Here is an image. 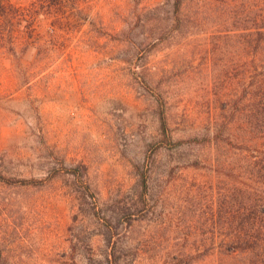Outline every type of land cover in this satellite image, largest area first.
Wrapping results in <instances>:
<instances>
[{
    "label": "rangeland",
    "instance_id": "1",
    "mask_svg": "<svg viewBox=\"0 0 264 264\" xmlns=\"http://www.w3.org/2000/svg\"><path fill=\"white\" fill-rule=\"evenodd\" d=\"M33 1L11 0L21 7ZM162 1L93 0L88 18L53 27L50 21L37 23L34 35L39 48L16 57L11 54L8 26L0 21V168L45 183L28 189L0 185V264H103L98 255L109 250L95 230L73 226L67 196L72 180L63 174L85 166L101 197L127 208L143 192L133 168L150 161L162 173L149 187L153 199L124 221L134 220L131 229L140 244L144 237L154 239L150 238L149 250L137 242L122 249L124 264H242L237 257L195 262L167 255L173 249L199 247L201 238L186 240L187 232L210 231L211 225L198 229L193 221L188 231L178 221L175 204L190 195L208 194L213 182L205 171L170 172L166 153L151 146L156 118L146 94L137 87L134 72L143 65L175 69L166 58L167 51L156 53L149 47H142L137 58L126 62L130 54L115 33L124 24L114 16L122 7L134 9ZM28 29L26 23L17 28L26 37ZM51 29L56 46L50 52ZM37 56V66L29 68ZM197 97L181 98L179 111L190 110L194 118H203L198 116ZM52 173L58 176L52 179ZM145 215L151 218L147 226L142 220L147 219ZM168 218L171 226L164 229ZM125 232V227L120 228L114 239L123 240ZM87 238L88 244L83 242Z\"/></svg>",
    "mask_w": 264,
    "mask_h": 264
},
{
    "label": "trees",
    "instance_id": "2",
    "mask_svg": "<svg viewBox=\"0 0 264 264\" xmlns=\"http://www.w3.org/2000/svg\"><path fill=\"white\" fill-rule=\"evenodd\" d=\"M92 7L93 0H34L28 7L0 0V21L8 26L11 54L16 57L39 48L34 33L40 21L60 26L63 21L88 18ZM114 16L124 24L115 33L130 54L126 62L149 47L156 53L167 51L175 69L143 65L134 72L156 118L151 146L166 153L170 172L205 171L213 182L208 194L190 195L175 204L178 221L188 231L193 223L198 229L211 225L210 231L187 232L186 240L201 238L199 247L170 250L168 258L204 262L219 256L237 257L242 264L264 262V0H163L152 6L122 7ZM21 23L29 28L27 37L17 30ZM54 33L48 32L50 52L56 46ZM39 61L35 57L29 68ZM196 95L201 119L190 110L179 111L181 98ZM159 170L153 161L134 166L137 185L143 188L134 209L116 207L113 200L102 198L85 166L63 174L72 180L67 196L73 226L95 230L109 250L98 255L103 264H124L121 251L135 242L145 250L151 248L154 238L144 237L140 244L131 229L134 220H124L153 199L149 187L162 177ZM52 174V179L58 176ZM0 185L28 189L45 183L0 168ZM145 216L147 226L151 218ZM166 220L164 229L171 226ZM122 227L128 230L123 240L114 239ZM87 240L83 242L88 244Z\"/></svg>",
    "mask_w": 264,
    "mask_h": 264
}]
</instances>
